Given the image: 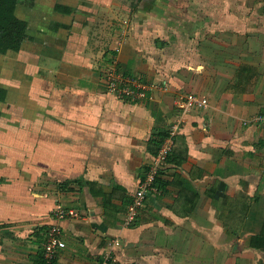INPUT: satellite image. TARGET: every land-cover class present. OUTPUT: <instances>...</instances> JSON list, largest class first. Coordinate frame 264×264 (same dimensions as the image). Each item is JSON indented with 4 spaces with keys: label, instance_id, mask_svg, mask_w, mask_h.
Here are the masks:
<instances>
[{
    "label": "crops",
    "instance_id": "1",
    "mask_svg": "<svg viewBox=\"0 0 264 264\" xmlns=\"http://www.w3.org/2000/svg\"><path fill=\"white\" fill-rule=\"evenodd\" d=\"M0 4L26 23L0 48V264H264V0ZM187 93L206 104L126 225Z\"/></svg>",
    "mask_w": 264,
    "mask_h": 264
},
{
    "label": "built area",
    "instance_id": "2",
    "mask_svg": "<svg viewBox=\"0 0 264 264\" xmlns=\"http://www.w3.org/2000/svg\"><path fill=\"white\" fill-rule=\"evenodd\" d=\"M107 82L110 90L116 91L117 93L125 96H129L132 94V91L128 87H125L123 85V80L121 77L115 76L114 74H108ZM133 84L135 85L136 88L139 89L145 88L144 87L145 85L143 84L137 82L136 83L133 82ZM148 85L151 87L152 83ZM205 104H206V99L204 97L192 93L182 94L179 95L177 98H175L174 105L180 111L181 115L175 118L174 125L170 128L167 138L160 144L158 151L153 158V162L150 164L145 174V177L141 180L138 188L135 190L132 196L131 201L127 205L125 219H124L126 225L134 221L135 218L137 217L138 210L142 207L147 193L153 190H157L156 178L162 168L163 163L166 161V159L168 158L171 152V147H172L171 140L175 128L177 127V125L184 122L183 114H185L188 110H191L193 108L203 107ZM254 119L264 121V116L258 115ZM60 214L73 216L75 215V212L72 210H65V211L61 210ZM59 233L60 230L58 227L54 226L50 229L48 238L44 244L46 259H49L52 253L55 252L57 248L64 247V242L60 240ZM120 242H121L120 237H116L113 240V243L115 245H118ZM45 264H48V262H46ZM98 264H107V258H104Z\"/></svg>",
    "mask_w": 264,
    "mask_h": 264
},
{
    "label": "trees",
    "instance_id": "3",
    "mask_svg": "<svg viewBox=\"0 0 264 264\" xmlns=\"http://www.w3.org/2000/svg\"><path fill=\"white\" fill-rule=\"evenodd\" d=\"M26 29V23L19 20L14 15V9L10 5L0 4V48L8 49L10 44H12L16 39H20L24 36ZM245 69L248 68L241 67L238 76L242 77ZM237 79V78H236ZM248 82V79H245ZM5 91L0 89V100L4 98ZM250 246L256 249L264 250V233L263 230L259 235H254L250 239Z\"/></svg>",
    "mask_w": 264,
    "mask_h": 264
}]
</instances>
